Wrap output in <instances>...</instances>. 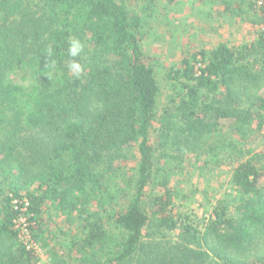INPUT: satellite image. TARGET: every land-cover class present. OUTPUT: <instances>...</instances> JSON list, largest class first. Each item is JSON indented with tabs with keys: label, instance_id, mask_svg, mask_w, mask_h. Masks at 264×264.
Here are the masks:
<instances>
[{
	"label": "trees",
	"instance_id": "16d2710c",
	"mask_svg": "<svg viewBox=\"0 0 264 264\" xmlns=\"http://www.w3.org/2000/svg\"><path fill=\"white\" fill-rule=\"evenodd\" d=\"M159 1L134 0V11L127 0H0V264H39L19 242L23 230L36 245L56 242L51 264H264V147L226 170L235 213L217 200L203 220L176 216L158 166L166 152L181 162L200 151L196 163L216 168L208 136L243 140L262 129L264 91L234 90L264 85L263 34L234 48L180 46L159 80L160 59L144 46ZM256 1L247 0L251 22L264 26ZM72 39L84 44L75 58ZM72 59L84 68L79 78ZM132 149L133 167L122 169ZM51 208L74 233L44 230Z\"/></svg>",
	"mask_w": 264,
	"mask_h": 264
},
{
	"label": "rangeland",
	"instance_id": "374dc122",
	"mask_svg": "<svg viewBox=\"0 0 264 264\" xmlns=\"http://www.w3.org/2000/svg\"><path fill=\"white\" fill-rule=\"evenodd\" d=\"M127 1H130L129 4L133 3L130 5L132 10L138 11L137 6L139 3H135L134 0ZM225 2L228 3L230 9L226 10ZM156 6L157 8L152 17L146 21L147 34L144 46L149 55L160 59L161 64L157 68L159 80H161L165 70H168L179 61L180 46L194 51L202 49L208 51L220 42H225L234 48L259 39L258 25L251 22L252 19L256 18L257 13L248 8L247 0H173L172 2L163 0L159 1ZM23 81L25 82L24 79ZM236 86L238 89L234 91L241 92V97L244 98H247L248 95L258 96L264 91V85H250V83L240 81V84ZM160 91L158 107L159 111L162 112L167 104L165 83H160ZM253 126L255 127V124ZM156 128L151 130L152 139ZM226 136L227 138L222 132L215 141L211 136H208V141L215 143L213 147L219 152L218 160L221 162H219L220 166L216 164V168L208 164L203 165V162L196 163V155L200 151L186 153L185 158L184 156L180 157L183 160L181 162H175L177 152H166L164 157L160 156V163L158 164L161 169L160 173H162L160 177L166 181L165 186L170 190L172 196L170 207L177 213L176 216L180 214L182 217L191 216L199 220L207 219L212 206L216 204L217 200H221V202L225 200L229 207V214L235 213L236 203L232 188L224 185V181L228 176H226V170L228 167L231 168L230 163L236 158V155L245 154L249 157L262 150L264 147V125L260 130H248L246 135L242 136L243 140H238L240 138L237 136L231 138L228 132ZM204 146L209 145L205 143ZM132 151L134 157L129 153L127 155L129 159L120 164L122 169L125 166L133 167L131 160L135 159L136 151L135 149H132ZM159 187L157 189L158 194H161ZM149 196H153L152 191L149 192ZM46 215V224L43 226L44 230H48L50 233L52 232V226L56 225L59 226L61 232L76 229L74 223L65 224L63 218L54 208L46 209ZM24 221V217L19 218L17 226L21 225L24 229ZM74 232H68V234ZM19 235V242H24L28 247L35 250L39 264H51V260L56 256V253L48 250L56 242L51 241L52 245L47 247L40 242L41 247L36 245L35 241L26 238V230L20 232ZM43 236L45 238L50 237L48 234Z\"/></svg>",
	"mask_w": 264,
	"mask_h": 264
},
{
	"label": "clouds",
	"instance_id": "9594fccd",
	"mask_svg": "<svg viewBox=\"0 0 264 264\" xmlns=\"http://www.w3.org/2000/svg\"><path fill=\"white\" fill-rule=\"evenodd\" d=\"M83 50H84V44L80 40L72 39L69 41L68 55L70 57L75 58V57L80 56ZM46 54L48 56L53 55V50L51 47L46 49ZM68 69L71 72L72 76L75 78H79L84 71L83 66L75 59H72L69 62Z\"/></svg>",
	"mask_w": 264,
	"mask_h": 264
},
{
	"label": "built area",
	"instance_id": "2783aa9c",
	"mask_svg": "<svg viewBox=\"0 0 264 264\" xmlns=\"http://www.w3.org/2000/svg\"><path fill=\"white\" fill-rule=\"evenodd\" d=\"M258 7L262 6L264 3L261 0H258V2L256 3ZM257 29L260 31V33L263 34L264 37V26H257Z\"/></svg>",
	"mask_w": 264,
	"mask_h": 264
}]
</instances>
